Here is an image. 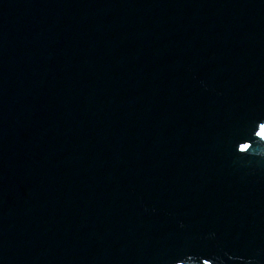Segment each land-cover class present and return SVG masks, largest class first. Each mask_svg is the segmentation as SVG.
Wrapping results in <instances>:
<instances>
[{
	"label": "water",
	"instance_id": "obj_1",
	"mask_svg": "<svg viewBox=\"0 0 264 264\" xmlns=\"http://www.w3.org/2000/svg\"><path fill=\"white\" fill-rule=\"evenodd\" d=\"M0 264H264V0H0Z\"/></svg>",
	"mask_w": 264,
	"mask_h": 264
}]
</instances>
